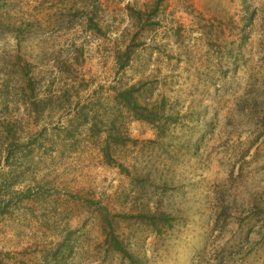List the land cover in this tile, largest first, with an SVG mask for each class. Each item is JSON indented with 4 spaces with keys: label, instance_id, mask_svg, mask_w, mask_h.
<instances>
[{
    "label": "rangeland",
    "instance_id": "1",
    "mask_svg": "<svg viewBox=\"0 0 264 264\" xmlns=\"http://www.w3.org/2000/svg\"><path fill=\"white\" fill-rule=\"evenodd\" d=\"M0 264H264V0H0Z\"/></svg>",
    "mask_w": 264,
    "mask_h": 264
}]
</instances>
